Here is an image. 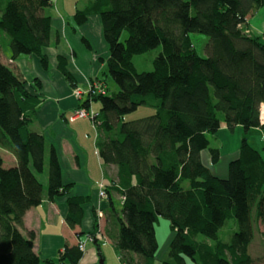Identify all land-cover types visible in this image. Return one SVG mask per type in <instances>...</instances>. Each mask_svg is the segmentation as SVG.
Returning <instances> with one entry per match:
<instances>
[{
	"label": "trees",
	"instance_id": "1",
	"mask_svg": "<svg viewBox=\"0 0 264 264\" xmlns=\"http://www.w3.org/2000/svg\"><path fill=\"white\" fill-rule=\"evenodd\" d=\"M51 5L52 0H0V49L8 48L11 60L36 56L48 68L43 50L59 43L47 12ZM261 8L264 0H92L75 12L73 32L87 16L100 17L109 52L103 76L118 88L108 95L97 79L105 94L79 99L77 107L99 104L92 121L101 136L98 156L116 168L115 181L104 185L111 204L106 237H98V214L92 210L89 235L101 261L95 264H104L100 238L111 242L120 264H154L159 218L169 221L171 231L161 264H264V248L258 256L250 252L255 227L264 243V147L259 151L247 140L250 130L264 132V36L246 33ZM191 33L208 38L206 57L196 52ZM157 48L152 70L138 72L133 57ZM56 60L76 88L66 59ZM33 88L35 93L0 60V148L16 161L5 167L0 157V264H79L77 246L42 261L33 250L35 233H21L25 213L45 198L67 197L65 221L71 229L81 223L82 206L90 201L69 196L71 184L62 183L54 147L32 129L41 102L38 81ZM141 106L153 113L125 119ZM237 127V155L220 179L202 153L208 152L211 165L219 163L220 149L210 147L208 136ZM112 194L120 197V209ZM230 220L236 230L224 242L219 233Z\"/></svg>",
	"mask_w": 264,
	"mask_h": 264
},
{
	"label": "crops",
	"instance_id": "2",
	"mask_svg": "<svg viewBox=\"0 0 264 264\" xmlns=\"http://www.w3.org/2000/svg\"><path fill=\"white\" fill-rule=\"evenodd\" d=\"M91 1L53 0L47 12L51 17L53 33L59 37V43L56 45L51 43L43 50V54L48 60L47 69L42 68L40 60L36 56H20L16 60H11L10 57L4 58L5 50H0L2 63L10 65L9 67L26 81L27 87L33 93H35L34 81L39 82L40 89L36 94L41 102L36 109L32 129L44 136L48 146L54 147L61 168L62 183L71 184L69 196H82L90 199L82 206L81 223L72 229L67 226L65 221L68 212L67 197L65 196L53 201L45 198L39 206L31 208L25 213L21 233L24 236L30 231L35 233L33 250L42 261L55 260L65 246L76 247L79 241L86 239V236L93 230L92 210H95L97 214H102V218L98 217V226L100 229L102 227L103 236H105V228H108L111 218L107 215L111 205L110 200L99 197L97 186L99 183L108 185L115 181L116 168L101 162L97 147V141L101 136L92 121L89 119L70 121L68 119L72 111L81 104V101L73 95L72 85L57 69L56 60L58 55L66 59L67 69L79 89H84L90 81H97V79L105 83L108 89L106 83L108 77L103 74L106 72V60L109 57V52L103 38L100 17L95 14L89 15L85 22L76 28V32L72 31L75 12L84 10ZM82 38L88 42L90 48L83 44ZM226 133L238 137L236 147L234 146L230 153L224 154L225 146L219 148L221 157L225 155L232 157L230 158L232 160L237 155L241 130L237 127L231 133L225 128H221L216 134L217 139L220 134L223 138ZM9 156L13 163L7 167L16 164L15 158L12 155ZM202 157L203 163L209 167V158L207 159L204 154ZM2 159L4 162V158ZM226 176L227 171L224 168L221 171V178H226ZM40 180L45 187V177L42 176ZM111 199L115 208L120 209V197L112 194ZM92 244L94 243L92 242ZM110 244L108 240L106 245L110 246ZM97 249L96 247V253H89L85 247L79 264L98 263L99 252Z\"/></svg>",
	"mask_w": 264,
	"mask_h": 264
},
{
	"label": "rangeland",
	"instance_id": "3",
	"mask_svg": "<svg viewBox=\"0 0 264 264\" xmlns=\"http://www.w3.org/2000/svg\"><path fill=\"white\" fill-rule=\"evenodd\" d=\"M248 24H249V30L246 31V33L264 36V8L255 10ZM125 37H126V34H123L121 40H124ZM189 37H190V40L193 46L196 49V52L201 57H206L205 46H206V43L208 42V38L205 35L199 34V33H191L189 34ZM2 50H5L4 58L8 59V57H10L9 49L6 47H3ZM159 51H160V48H157L145 54L134 56L133 64L136 70L138 72L151 71L152 70V60L155 58V56H157ZM106 83L108 86V91H107L108 95H111L113 92H116L118 90L117 86L113 83V81L109 77ZM92 109L95 112H97L99 110V104L94 102L92 104ZM152 113H153V109L147 106H141L136 111L126 115L125 119L135 120V119L148 116ZM262 133L264 132L253 129V130H250L247 134V140L249 144H251V146H253L255 149L259 151H262V148L264 147V138L262 139ZM208 140L210 142L211 148H220V146L221 148H223L225 146L223 149L224 150L223 152L224 154L225 153L227 154V153H230L231 149H233L234 146L236 147V142L238 140V137L234 135H229L226 133L225 135H223V138H222V135L220 134V136H218V139L217 137L215 138L209 135ZM238 145H237V148H238ZM203 154L207 157V159L209 158L208 152H204ZM9 155L11 154L0 148V157L4 158V164H5L4 166L6 167L10 166V163H13V161L11 160L12 158ZM230 158L232 157H228V156L226 157L225 155H223L219 163H217L216 165H211L209 161L208 165H209V168L212 174L220 179H223L221 178V171H223L224 168L227 171V165H228V162L230 161ZM202 161H203V157H202ZM38 178L42 179V176H39ZM101 199H104V198H101ZM98 217L102 218V214H98ZM254 229H255L254 230V240L250 247V252L253 256H258L262 253V250L264 248V243L262 242L259 236L258 230H256V227ZM235 230H236V222L234 220H230L225 224L223 230L219 233V238L224 242H229L230 237ZM102 234H103L102 227L101 229L98 228V237ZM155 236H156V240L158 244V250L155 254L154 264H161L162 261L167 258L168 242L171 236L169 221L167 219H164V218L158 219V222L155 224ZM104 239H105L104 241L101 238L99 239V250L101 251V254L103 256L104 264H120L117 259L118 252L114 249L112 244H110V246H107L106 244H108V239L107 238H104ZM95 241L96 240H94L93 242ZM86 250H88L89 253L95 252L96 246L92 243H87ZM131 255L135 259L139 258L135 254H131ZM187 263L192 264L190 261H187Z\"/></svg>",
	"mask_w": 264,
	"mask_h": 264
},
{
	"label": "built area",
	"instance_id": "4",
	"mask_svg": "<svg viewBox=\"0 0 264 264\" xmlns=\"http://www.w3.org/2000/svg\"><path fill=\"white\" fill-rule=\"evenodd\" d=\"M96 94H101V95L105 94V88H104L103 84L96 81V80L90 81L84 89H79L78 87L73 89V95L76 98L81 99V100L85 99L86 97L92 98V96H94ZM90 105H91V103H90ZM97 115H98L97 112H95L92 109V106H90L89 109L80 108V109H76V110L72 111V113L68 119L70 121H74L76 119H89V120L93 121L97 117ZM260 119H261V123H264V106L261 107ZM97 189H98L99 197L105 199L106 194H105V190H104L105 189L104 185L102 183H99V185L97 186ZM93 241H94L93 236L87 235L86 239L78 242V244H77L78 250L81 253H84L86 244L88 242L92 243Z\"/></svg>",
	"mask_w": 264,
	"mask_h": 264
},
{
	"label": "water",
	"instance_id": "5",
	"mask_svg": "<svg viewBox=\"0 0 264 264\" xmlns=\"http://www.w3.org/2000/svg\"><path fill=\"white\" fill-rule=\"evenodd\" d=\"M99 263H101V261H99Z\"/></svg>",
	"mask_w": 264,
	"mask_h": 264
}]
</instances>
